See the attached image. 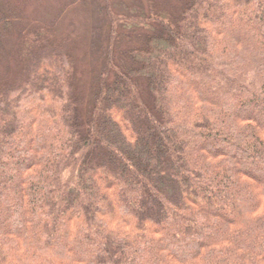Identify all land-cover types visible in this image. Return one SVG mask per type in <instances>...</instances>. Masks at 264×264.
<instances>
[{
    "label": "trees",
    "instance_id": "obj_1",
    "mask_svg": "<svg viewBox=\"0 0 264 264\" xmlns=\"http://www.w3.org/2000/svg\"><path fill=\"white\" fill-rule=\"evenodd\" d=\"M105 3L87 110L50 26L0 83V264H264V0ZM16 16L0 5V44ZM120 22L155 30L117 64Z\"/></svg>",
    "mask_w": 264,
    "mask_h": 264
},
{
    "label": "rangeland",
    "instance_id": "obj_2",
    "mask_svg": "<svg viewBox=\"0 0 264 264\" xmlns=\"http://www.w3.org/2000/svg\"><path fill=\"white\" fill-rule=\"evenodd\" d=\"M182 0H110L114 13L129 17H149L152 12L176 9ZM17 12L13 28L0 44V83L20 74L17 48L22 32L35 26H50L61 37L74 41L76 64V96L87 110L98 78L105 70L110 46L111 19L105 0H0ZM154 27L120 22L115 43L117 64L128 61V51L141 45L143 37Z\"/></svg>",
    "mask_w": 264,
    "mask_h": 264
}]
</instances>
